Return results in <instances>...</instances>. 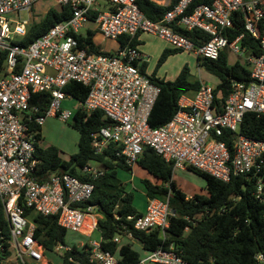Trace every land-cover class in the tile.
Returning a JSON list of instances; mask_svg holds the SVG:
<instances>
[{
    "label": "built area",
    "instance_id": "1",
    "mask_svg": "<svg viewBox=\"0 0 264 264\" xmlns=\"http://www.w3.org/2000/svg\"><path fill=\"white\" fill-rule=\"evenodd\" d=\"M41 1L0 0V54L5 55L0 70V200L8 224L7 234L0 228V264L16 260L18 264H50L34 236L36 225L30 212L57 217L59 227L86 238L98 231L96 207L82 206L93 195L92 182L67 173L53 174L43 182L37 176L39 128L48 118L63 123L72 120L75 113L62 109L66 99H74L64 90L71 83L88 89L86 100L79 102L80 111H100L111 122L110 127L92 136L97 155H103L112 144L120 146L117 157L123 158L132 171L148 147L174 170L193 167L223 183L232 177L255 179L254 196L264 204V141L241 134L246 114L264 117V0H215L212 5L195 6L193 0L175 4L174 0H148L169 8L159 21L146 18L136 0H53L55 8H70L71 18L28 47L20 46L17 42L30 30L29 22L21 21L20 15H30ZM102 1L111 5L109 11L99 9ZM235 13L243 18L245 32L259 39V55L242 46L244 34L232 42L226 37L234 27ZM16 16L19 20L12 18ZM89 24L95 25L106 40L128 41L112 55L90 53L76 38L80 30H89ZM178 28L200 31L209 40L197 44L179 34ZM138 34L158 37L174 50L201 59L216 61L221 53L233 54L250 68V81H234L229 96L217 105V86L201 84L195 95L180 98V110L168 124L153 129L148 119L161 89L151 75L141 72L149 59L139 47L130 45ZM36 94L49 96L47 109L31 106ZM105 173L101 165L81 169V174L92 181ZM172 216L169 197L148 199L146 212L135 220L134 229L144 233L158 230L165 237ZM131 220L133 217L128 218ZM123 239L128 244L135 242L127 231L114 242L119 245ZM73 248L59 243L53 252L63 261ZM75 249L87 252L88 262L69 258L70 264H123L118 254L103 250L101 239ZM9 254L15 260L9 259ZM255 261L264 264V255L257 254ZM139 264L189 263L171 246L148 251Z\"/></svg>",
    "mask_w": 264,
    "mask_h": 264
},
{
    "label": "trees",
    "instance_id": "2",
    "mask_svg": "<svg viewBox=\"0 0 264 264\" xmlns=\"http://www.w3.org/2000/svg\"><path fill=\"white\" fill-rule=\"evenodd\" d=\"M177 1L174 0L173 4ZM214 1L193 0V5H212ZM136 4L151 21H159L169 10V8L155 5L148 0H136ZM71 16V9L68 7L49 10L42 22L30 28L27 35L17 44L28 47L55 25L68 21ZM232 21L233 29L226 32L228 40L232 42L244 34L242 46L252 54L259 55V39L245 32L241 15L235 13L232 15ZM177 32L197 44H204L209 40L200 31L187 32L178 28ZM95 35L96 31L89 29L86 36L78 35L76 38L81 47L90 53L112 55V53L102 51L95 43ZM141 35L138 34L131 41V47L142 45L139 41ZM127 41V38L121 39L120 46H124ZM180 53L182 52L174 49H165L159 60V66L171 56ZM4 60L5 55L0 54V70ZM197 63L200 68L220 81L214 91L216 105L226 100L234 81H250V68L239 60H235L230 65L227 52L221 53L216 61L197 58ZM147 68L148 64L143 65L141 72L146 73ZM151 77L152 81L160 87L161 93L152 109L148 123L151 128L158 129L168 124L178 113L180 110L178 103L183 95L193 96L199 91L201 81L192 80L187 66L174 81L162 80L155 74ZM64 90L79 102H84L88 95V89L77 83L69 84ZM49 103L50 99L46 94H36L31 99V106H37L42 110L47 109ZM110 125L111 122L105 119L100 111L87 114L79 110L75 112L71 122V127L79 134L77 154L66 161L62 159L61 151L54 146L47 148L37 146L36 152L40 160L37 174L40 182L47 180L53 174L67 173L94 184L91 199L82 206H95L100 215L97 230L101 236L103 250L118 254L123 264H139L141 255L130 244L119 246L114 242L116 236L127 231L133 234L134 239L140 243L144 251H155L160 247L169 249L173 246L189 264H255L257 254L264 255V204L254 196L255 179L248 181L245 177H232L229 183H223L193 167H188L189 170L200 174L206 180L207 195H195L187 200V196L173 180V165L166 163L153 149L148 147L145 148L137 163L138 167L155 179V183L143 180L146 196L148 199L162 200L169 197L174 216L170 218V227L165 237L158 230L151 233L135 230V220L142 214L134 206V194L129 192L118 178L120 169L131 172L124 159L117 157L122 147L112 144L103 155H97L93 149L92 136ZM39 131L40 135L37 138L40 142L42 128H39ZM241 134L251 139L264 141V117L258 118L253 113L246 114L241 126ZM227 144L230 145L229 142ZM91 163H96L106 169V173L94 181L81 174V169ZM30 215L36 225L35 238L42 244L46 254H52L57 244H64L68 232L58 226L57 217H43L32 212ZM129 217H133V220L128 221ZM0 228L7 234L8 224L1 200ZM187 229L188 233H186ZM88 257L87 252L73 248L71 252L64 255L62 262L70 264L68 259L72 258L76 262L87 263Z\"/></svg>",
    "mask_w": 264,
    "mask_h": 264
},
{
    "label": "rangeland",
    "instance_id": "3",
    "mask_svg": "<svg viewBox=\"0 0 264 264\" xmlns=\"http://www.w3.org/2000/svg\"><path fill=\"white\" fill-rule=\"evenodd\" d=\"M54 5L55 2L53 0H42L34 6L33 12H31L30 15L24 12L20 15V19L21 21L27 20L29 22V29L34 28L36 25L42 22L43 16L48 9H57L53 7ZM110 8L111 5L107 1H102L99 4V9L101 11H109ZM12 18L19 20L18 16ZM86 32V29L79 31L81 35H86ZM143 39L144 47L142 50L149 59L147 68V73L149 75L152 76L155 74L157 78L162 80L174 81L179 76L183 68L187 66L190 70L192 80H202L211 86L217 85L216 78L198 66L197 57L193 54L180 53L171 56L165 63L159 66V60L163 51L165 49L173 50V48L160 39L149 35H144ZM94 41L98 46H100L102 51L107 53H114L120 47L119 43L106 40L98 31L96 32ZM235 60H237L236 57L233 54H230L229 64H233ZM78 108L79 101L76 99H66L62 104L63 110H68L72 113H75L77 110H79ZM71 122L72 120H70L68 123H63L57 118H48L45 127V138L47 139L45 140L43 137H41L39 146L44 148L47 145H53L59 148L58 144L66 143L68 145L66 151L60 149L62 157L67 160L74 154H77L79 134L71 127ZM91 165L96 166L95 163H91ZM134 173L135 177L132 178L131 172L120 169L118 170V178L123 182V184H125L126 189L134 194V206L139 212H142L144 207L147 209L143 180H149L155 183V179L140 167H137L134 170ZM173 180L176 186L188 196L207 195L206 180L200 174L189 170L188 168L174 170ZM94 215L96 216V213H94ZM186 233H188V231ZM100 239L101 236L98 231H96L91 238H86L77 233L68 232L64 240V244L77 248L80 247L81 244L85 245L89 242L99 241ZM134 247L142 254V258H144L145 256L141 250L140 243H137V245ZM8 256H13V254H9ZM46 258L50 264H62V260L54 252L46 256ZM8 264H18V260Z\"/></svg>",
    "mask_w": 264,
    "mask_h": 264
},
{
    "label": "crops",
    "instance_id": "4",
    "mask_svg": "<svg viewBox=\"0 0 264 264\" xmlns=\"http://www.w3.org/2000/svg\"><path fill=\"white\" fill-rule=\"evenodd\" d=\"M48 11L49 10H47L46 12H45V15L48 13ZM45 15L43 16V18L45 17ZM88 29H91V30H96V26L95 25H93V24H89V27H88ZM96 32H97V30H96ZM144 35H149V34H142L140 37H139V41L142 43V45H140L139 46V49L142 51V53L145 55V53L143 52V47H144V39H143V36ZM149 36H152V35H149ZM152 37H155V36H152ZM155 38H158V37H155ZM158 39H160V38H158ZM161 41H163L162 39H160ZM164 43H166L165 41H163ZM149 63V62H148ZM147 63V64H148ZM216 78V77H215ZM201 81V83L202 84H208V83H206V82H204V81H202V80H200ZM216 81H217V85L220 83V81L216 78ZM209 85V84H208ZM216 85V86H217ZM215 86V87H216ZM190 96H192V95H190ZM46 127V123L44 124V126L42 127V137H43V139H47V138H45V136H46V132H45V128ZM78 133V132H77ZM59 145V150L60 149H63L64 151H66V149L68 148V145L66 144V143H61V144H58ZM50 146H53V145H47L46 147H44V148H47V147H50ZM54 147H56V146H54ZM41 148H43V147H41ZM61 151V150H60ZM61 154V157H62V153H60ZM62 159L63 160H65L63 157H62ZM70 158H68L67 160H69ZM66 160V161H67ZM96 164V163H95ZM98 164H96V166H97ZM94 166V165H93ZM138 166L136 165L135 167H133V169H132V171H131V175H132V178H134L135 177V173H134V170L137 168ZM133 180V179H132ZM132 185V184H131ZM129 192H131V191H129ZM186 195V194H185ZM145 196H146V192H145ZM187 196V200H189V199H192L194 196H188V195H186ZM146 202H148V198H147V196H146ZM139 212V211H138ZM145 212H146V208L144 207V210L142 211V212H140L141 214H145ZM137 241L135 240V242H133V243H131L130 245L132 246V248L135 250V251H137L136 249H135V245H137ZM126 244H128V241L127 240H125V239H123L122 241H121V244H119V246H121V245H126ZM141 250H142V252H143V254H144V256L147 254V252L148 251H144V249L141 247ZM138 253H140L139 251H137ZM140 255H141V257H142V254L140 253ZM9 259H12V261L13 260H15L14 259V257L13 256H9Z\"/></svg>",
    "mask_w": 264,
    "mask_h": 264
},
{
    "label": "bare ground",
    "instance_id": "5",
    "mask_svg": "<svg viewBox=\"0 0 264 264\" xmlns=\"http://www.w3.org/2000/svg\"><path fill=\"white\" fill-rule=\"evenodd\" d=\"M202 84V83H201Z\"/></svg>",
    "mask_w": 264,
    "mask_h": 264
}]
</instances>
